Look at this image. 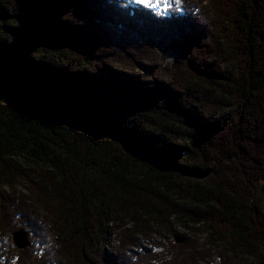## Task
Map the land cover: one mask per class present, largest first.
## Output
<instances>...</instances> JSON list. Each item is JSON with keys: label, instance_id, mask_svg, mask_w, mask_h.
Segmentation results:
<instances>
[{"label": "trees", "instance_id": "trees-1", "mask_svg": "<svg viewBox=\"0 0 264 264\" xmlns=\"http://www.w3.org/2000/svg\"><path fill=\"white\" fill-rule=\"evenodd\" d=\"M181 1L0 0V264H264V0Z\"/></svg>", "mask_w": 264, "mask_h": 264}, {"label": "rangeland", "instance_id": "rangeland-1", "mask_svg": "<svg viewBox=\"0 0 264 264\" xmlns=\"http://www.w3.org/2000/svg\"><path fill=\"white\" fill-rule=\"evenodd\" d=\"M127 1H130L132 3L142 4V5L150 8V9H152L151 11H153L156 15H161V16L162 15H168L169 14V12H168L169 9L171 10L173 8H177L181 4V0H127ZM262 207H263V210H264V200L262 202ZM18 231L19 230L15 231L14 233H16ZM163 233H164V231H158L155 234H151V235H148V236H142V235L138 236L137 235L136 236V244L132 248L128 249L129 252L133 253V255L135 253H137V251L145 253L147 248L151 249L154 245H158L157 247H155L156 248V250H155L156 252L163 251L162 245H165L167 239L170 237L169 234L165 235ZM183 233H186V231L183 230L180 227H177L175 229V231H174L173 237H175V235L177 237H180V235L183 234ZM30 234H32V235H30ZM29 236H33V233H29L28 232V237ZM113 240H114V238H113ZM200 241H203V237H200ZM114 244H116L115 241L112 242L111 246H113ZM0 251H1V245H0ZM214 256L209 262H206V263L209 264L211 261H213L211 263L218 264L217 259Z\"/></svg>", "mask_w": 264, "mask_h": 264}, {"label": "water", "instance_id": "water-1", "mask_svg": "<svg viewBox=\"0 0 264 264\" xmlns=\"http://www.w3.org/2000/svg\"><path fill=\"white\" fill-rule=\"evenodd\" d=\"M173 239L176 244L184 242L183 238L177 237L176 235L175 237H173ZM12 242L17 249L24 250L29 245L28 232L21 229L18 232L14 233L12 236Z\"/></svg>", "mask_w": 264, "mask_h": 264}]
</instances>
